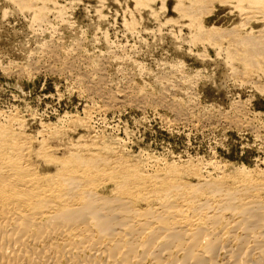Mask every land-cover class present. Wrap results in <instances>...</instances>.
I'll return each instance as SVG.
<instances>
[{"label": "rangeland", "instance_id": "1", "mask_svg": "<svg viewBox=\"0 0 264 264\" xmlns=\"http://www.w3.org/2000/svg\"><path fill=\"white\" fill-rule=\"evenodd\" d=\"M141 1L0 0V123L55 156L93 144L149 171L190 162L203 175H264V54L232 44L264 34L263 7L207 0L189 17V0ZM211 29L225 37L202 34ZM122 91L145 102L100 95Z\"/></svg>", "mask_w": 264, "mask_h": 264}, {"label": "bare ground", "instance_id": "2", "mask_svg": "<svg viewBox=\"0 0 264 264\" xmlns=\"http://www.w3.org/2000/svg\"><path fill=\"white\" fill-rule=\"evenodd\" d=\"M206 1L189 0L181 12L200 14ZM246 1L264 9V0ZM219 30L202 34L225 37ZM249 33L230 37L252 60L264 54V34ZM66 64L73 69L74 58ZM130 92L99 94L107 103L145 102ZM7 123H0V264H264L262 173L203 175L190 162H157L149 171L93 144L55 156L52 145L34 148Z\"/></svg>", "mask_w": 264, "mask_h": 264}]
</instances>
